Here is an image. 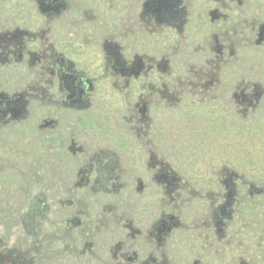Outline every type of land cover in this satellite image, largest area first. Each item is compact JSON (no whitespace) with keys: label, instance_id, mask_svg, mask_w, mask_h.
Listing matches in <instances>:
<instances>
[{"label":"rangeland","instance_id":"1","mask_svg":"<svg viewBox=\"0 0 264 264\" xmlns=\"http://www.w3.org/2000/svg\"><path fill=\"white\" fill-rule=\"evenodd\" d=\"M177 2L157 22L137 0L0 1L1 259L264 264V0Z\"/></svg>","mask_w":264,"mask_h":264},{"label":"flooded vegetation","instance_id":"2","mask_svg":"<svg viewBox=\"0 0 264 264\" xmlns=\"http://www.w3.org/2000/svg\"><path fill=\"white\" fill-rule=\"evenodd\" d=\"M137 1L138 5L142 3V0ZM71 3L72 0H35V5L41 12H54L56 16H61L64 12H66ZM107 3H110V0H94L95 6H102ZM141 10L144 15L152 16L154 21L157 22L165 19L172 21L179 20L182 14V10L180 9L177 0H144ZM260 42L264 45V30L261 35ZM116 56L118 58V53ZM52 57L56 69L55 74L60 92V102L71 106L83 105L91 88V83L86 77L87 73L77 70L74 67L75 63L69 61L62 53H54ZM98 180L99 178L96 177L95 182ZM36 208V205L33 204L27 215L30 217L32 213L36 212ZM6 262L7 261L0 258V264H9Z\"/></svg>","mask_w":264,"mask_h":264},{"label":"water","instance_id":"3","mask_svg":"<svg viewBox=\"0 0 264 264\" xmlns=\"http://www.w3.org/2000/svg\"><path fill=\"white\" fill-rule=\"evenodd\" d=\"M165 224H166V220H165V219H162V220L160 221V225H161L162 227H165Z\"/></svg>","mask_w":264,"mask_h":264}]
</instances>
